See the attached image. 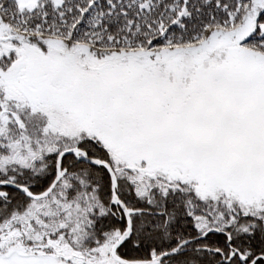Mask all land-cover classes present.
I'll list each match as a JSON object with an SVG mask.
<instances>
[{"label": "snow or ice", "instance_id": "snow-or-ice-1", "mask_svg": "<svg viewBox=\"0 0 264 264\" xmlns=\"http://www.w3.org/2000/svg\"><path fill=\"white\" fill-rule=\"evenodd\" d=\"M0 264H264V0H0Z\"/></svg>", "mask_w": 264, "mask_h": 264}]
</instances>
